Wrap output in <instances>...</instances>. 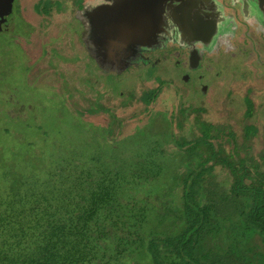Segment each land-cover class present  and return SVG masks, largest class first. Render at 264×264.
Listing matches in <instances>:
<instances>
[{"label": "trees", "instance_id": "obj_1", "mask_svg": "<svg viewBox=\"0 0 264 264\" xmlns=\"http://www.w3.org/2000/svg\"><path fill=\"white\" fill-rule=\"evenodd\" d=\"M112 79L111 93L101 89L82 116L109 135L98 154L23 177L0 201V264H264V170L256 171L264 162L250 164L242 148L227 153L202 122L199 135L185 132L186 115L176 135L174 109L166 113L171 133L148 155L129 161L117 148L109 152L108 144L151 123L147 109L155 111L167 92L158 86L141 94V87L127 99ZM114 96L121 106L104 103ZM172 98L167 94L169 104ZM141 117L133 132L127 129L130 118ZM174 159L171 185L149 193L147 184ZM126 229L128 236L120 233Z\"/></svg>", "mask_w": 264, "mask_h": 264}, {"label": "flooded vegetation", "instance_id": "obj_2", "mask_svg": "<svg viewBox=\"0 0 264 264\" xmlns=\"http://www.w3.org/2000/svg\"><path fill=\"white\" fill-rule=\"evenodd\" d=\"M0 1V36L7 34L14 45L25 46L24 41L35 39L37 33L53 34L51 43L37 44L41 51L27 61L32 65L29 75L35 80L42 78L43 85L59 91L50 77H66L69 66L73 72L84 71L98 91L105 87L108 91L107 78L113 77L127 99L129 93L148 87L146 81L159 86L172 84L181 118L217 110L226 122L220 126L203 122L212 127L213 136L224 132L235 140L237 134H247L255 145L249 150L264 151V0H212L220 20L217 39L210 46L164 43L160 35L142 47L140 56L136 53L133 60L119 61L99 60L86 50L100 0ZM18 28L25 37L16 34ZM47 46L53 51L48 52ZM66 51L67 57L61 56ZM46 60V67H40ZM217 129L222 130L217 133Z\"/></svg>", "mask_w": 264, "mask_h": 264}, {"label": "rangeland", "instance_id": "obj_3", "mask_svg": "<svg viewBox=\"0 0 264 264\" xmlns=\"http://www.w3.org/2000/svg\"><path fill=\"white\" fill-rule=\"evenodd\" d=\"M16 34L26 36L20 28L17 29ZM35 35V39L24 41L25 46L14 45L7 34L0 36V201L9 193L14 192L17 181L23 177L29 175L46 176L56 163H62L65 160H79L82 157L98 154L99 143L102 140L106 143L109 141V135L102 128H98L96 131L82 117L94 107L93 101L99 99V91L95 87L93 88V83L88 85L90 77L86 76L84 71L80 73L76 69V72H73L69 66L66 77L55 79L52 74L50 83L60 87L59 91L49 87L51 85H43L41 83L42 78L35 80L29 75L28 69H31L32 65L27 64L28 59L32 57L33 53L41 51L37 49V44L51 43L53 34L37 33ZM30 43L31 45L27 46ZM43 45L46 46L47 44ZM26 47L27 50H25ZM46 50L48 52L53 51L50 46H47ZM67 54L69 52L66 51L61 56L67 57ZM47 62L48 60L42 63L40 67H46ZM36 64L40 63L37 62ZM53 67V63H51L49 70L52 71ZM142 79L146 80L147 77L143 76ZM146 83L149 88L142 86L141 94L159 86L156 82L146 81ZM82 85L87 86L86 90ZM115 85L117 86V84ZM164 87L167 88L166 93L170 99V96L174 94V85L168 84ZM136 92L139 93L138 90ZM166 93H164L162 101L158 102L160 104L155 111L147 109L151 123L145 129L139 128L136 137H126L127 140L114 144L116 147L108 144L110 146L107 147V150L112 152L113 148H117L120 152L119 156L121 154L124 159L129 161L139 159L140 154L148 155L152 150L151 144L153 142L164 139L165 133H171L170 129L167 130L166 113L168 110L174 109V133L176 135L182 134L177 128L178 118L182 117L178 109L181 107L180 103L173 97V101L169 104ZM111 100L116 103H112ZM117 102L115 96L112 99L106 98L104 101V103L110 104L112 108L120 105ZM129 108H131L129 112L135 110V108ZM100 114L105 117L107 123L108 118L105 113ZM202 114L187 115L188 119L184 131L199 135L197 120L215 126H220L218 124L226 122L224 118L222 119V115L217 113V110L210 109L206 114ZM129 120L131 123H127V129H131L130 131L133 132V126L144 120V117L133 120L130 118ZM219 130L217 133H220ZM122 132H124L123 128L115 132L114 136H120ZM214 136L220 140L219 144L222 143L227 146V153L240 151L238 148H242L243 154H248L247 158L250 164L258 165L264 162V151L257 153L256 150H249L255 145L247 134L244 137L237 134L235 140L226 136L224 132ZM260 138L262 140V136ZM229 143L233 145H229ZM138 144L143 145L144 149L141 150L142 147ZM260 145L262 148L263 143L261 141ZM177 161L174 159V162H166L168 171L165 170V173L157 181H154V184H147L152 189L149 193L159 194L160 189L171 185L170 178L173 177V168L175 171ZM258 170L263 171L264 169H256V171ZM42 179L44 178L42 177ZM128 232L126 229L121 230L120 233L128 236Z\"/></svg>", "mask_w": 264, "mask_h": 264}, {"label": "water", "instance_id": "obj_4", "mask_svg": "<svg viewBox=\"0 0 264 264\" xmlns=\"http://www.w3.org/2000/svg\"><path fill=\"white\" fill-rule=\"evenodd\" d=\"M97 10L86 50L99 60H133L160 35L164 43L210 46L219 32L212 0H100Z\"/></svg>", "mask_w": 264, "mask_h": 264}]
</instances>
